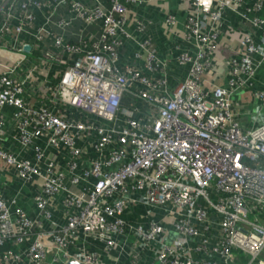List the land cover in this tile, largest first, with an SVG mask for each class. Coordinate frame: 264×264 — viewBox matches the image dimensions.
Returning <instances> with one entry per match:
<instances>
[{"label":"built area","instance_id":"obj_1","mask_svg":"<svg viewBox=\"0 0 264 264\" xmlns=\"http://www.w3.org/2000/svg\"><path fill=\"white\" fill-rule=\"evenodd\" d=\"M106 1L0 0V264H264V123L240 127L231 100L264 59L261 0L161 14L185 73L173 85L128 17L164 0ZM227 7L258 43L242 31L214 85ZM25 183L32 211L17 205Z\"/></svg>","mask_w":264,"mask_h":264},{"label":"crops","instance_id":"obj_2","mask_svg":"<svg viewBox=\"0 0 264 264\" xmlns=\"http://www.w3.org/2000/svg\"><path fill=\"white\" fill-rule=\"evenodd\" d=\"M88 4L92 3V0H84ZM101 4L105 7L108 6L106 0H100ZM241 5L251 4L252 0H240ZM239 7L237 6L236 9ZM165 12H172L178 18L183 16L184 9L178 0H164L161 2H148L135 5L130 11L128 17H135L141 19L146 24V31L151 38L152 44L155 48L156 54L160 59L168 60L167 64V75L170 85L182 80L184 77V68L179 67L173 61H170L171 44L168 38L164 34L163 25L161 22V14ZM259 16L264 19V0H261V9ZM81 25L79 20H74L72 26L67 27L64 30V35L70 38L77 37V31ZM57 33H60L58 28H55ZM129 30L132 26L129 25ZM98 27H92L89 30L95 33ZM242 31H248L252 33L251 27L244 21H242L236 12L229 7L225 8L221 13V26L220 32L217 36V48L212 56V68L211 71L204 76L205 79L210 80L211 84L221 85L224 83V72H225V59L231 54L237 47V41ZM253 42L258 43L255 33H252ZM129 52L134 49L131 43L127 45ZM182 46V45H181ZM180 46V47H181ZM184 47V46H182ZM253 61H259V66L256 70L254 81L251 85L237 89L231 96L232 109L234 112L235 120L242 128L253 127L257 124L264 123V100L259 101L253 96V92L256 89L264 90V59L261 61L260 56L254 55ZM15 185L20 186L19 180H15ZM22 193L25 192V197L18 201V206L24 208L27 211L31 209V197L30 190L31 186L28 183L22 185ZM14 192L13 188L10 187L6 190V194ZM27 195V196H26ZM143 212V207L135 205L130 208V212L127 214L133 221L139 220V214ZM264 258V255H263ZM243 262V257L237 255L234 259L235 264Z\"/></svg>","mask_w":264,"mask_h":264},{"label":"water","instance_id":"obj_3","mask_svg":"<svg viewBox=\"0 0 264 264\" xmlns=\"http://www.w3.org/2000/svg\"><path fill=\"white\" fill-rule=\"evenodd\" d=\"M25 49L28 50L29 46H26ZM70 264H76V263L73 262V263H70Z\"/></svg>","mask_w":264,"mask_h":264}]
</instances>
